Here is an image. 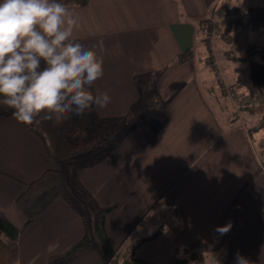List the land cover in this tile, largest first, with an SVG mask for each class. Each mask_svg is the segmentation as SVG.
I'll return each instance as SVG.
<instances>
[{"label": "crops", "instance_id": "crops-1", "mask_svg": "<svg viewBox=\"0 0 264 264\" xmlns=\"http://www.w3.org/2000/svg\"><path fill=\"white\" fill-rule=\"evenodd\" d=\"M255 1L91 0L84 7L66 6L79 19L72 39L86 48L102 40L106 48L104 75L92 86L107 92L111 102L95 107L91 115L103 123L129 120L143 99L142 85L155 87L161 104L150 123L135 120L98 158L61 166L68 190L70 180L80 190L76 196L90 201L96 215L116 206L103 227L112 251L130 250L161 231L136 256L166 264L179 248L203 238L250 184L220 226L230 222L231 229L223 235L215 231L203 241L198 264L211 253L220 264H235L237 252L250 264H264V174L252 179L259 160L250 134L241 125L219 121L193 64L196 20L220 6L249 7ZM49 168L55 165L39 139L12 115L0 114V211L21 231L19 264H55L51 259L67 253L87 231L83 213L61 199L25 227L17 199L25 184ZM162 211L174 216L171 223L132 241L145 219ZM103 247L56 264H106L108 246Z\"/></svg>", "mask_w": 264, "mask_h": 264}, {"label": "clouds", "instance_id": "clouds-1", "mask_svg": "<svg viewBox=\"0 0 264 264\" xmlns=\"http://www.w3.org/2000/svg\"><path fill=\"white\" fill-rule=\"evenodd\" d=\"M77 27L78 16L57 0H0V106L18 123L59 125L111 102L91 90L104 75V42L86 48L72 39ZM203 264H220L218 255ZM235 264L250 261L237 252Z\"/></svg>", "mask_w": 264, "mask_h": 264}, {"label": "rangeland", "instance_id": "rangeland-1", "mask_svg": "<svg viewBox=\"0 0 264 264\" xmlns=\"http://www.w3.org/2000/svg\"><path fill=\"white\" fill-rule=\"evenodd\" d=\"M251 5L264 7V0H256ZM223 7L227 8L224 11V16L231 18V10L239 6L225 5ZM213 17L215 20L218 19L216 15ZM227 30H230L236 38L230 41L226 39L223 31ZM203 37V33H198L193 52L195 53L193 64L196 78L202 91L224 126L236 124L249 131L251 127L260 122L264 115L258 101L259 95L264 94V26L259 23L243 24L234 29L223 26L211 37V51L202 41ZM248 50L253 52L250 54L251 56H249ZM247 57H250L249 60ZM149 88L142 85L143 99L129 120L103 123L90 115L88 117L73 116L63 121V130L72 142L75 152L78 154L89 152L87 155H77L76 160L86 163L98 158L105 151L104 146L111 145L112 140L118 141L138 118L150 123L159 113L161 104L158 105L159 103L156 102L155 87ZM147 90H150L149 94ZM254 100H256L255 103ZM248 103L255 107L254 112L244 109ZM67 126L73 128V131L71 132ZM251 136L254 141L264 138V127L252 132ZM106 142L108 144L102 145ZM67 166L68 164L64 167L67 169ZM68 183L72 203L83 213L91 240L98 248H104L97 228L98 215L93 212L91 202L84 203L82 199L76 196L81 195L80 190H77L78 187L70 180ZM173 217V215L163 211L159 214L149 215L141 225L137 235H133L132 241L135 237L141 239L143 235H152L157 230L166 228ZM113 252V257H115L116 252Z\"/></svg>", "mask_w": 264, "mask_h": 264}, {"label": "trees", "instance_id": "trees-1", "mask_svg": "<svg viewBox=\"0 0 264 264\" xmlns=\"http://www.w3.org/2000/svg\"><path fill=\"white\" fill-rule=\"evenodd\" d=\"M57 2L63 3L66 6H87L91 0H57ZM226 7L220 6L214 8L211 11V15L208 17H202L196 20L198 27V33H203L204 37L202 41L207 45L208 50H212L211 37L214 32H218L221 27L225 26L230 29L238 28L243 24H256L264 26V7H235L231 10L232 17L227 18L224 16V11ZM217 16V20L213 16ZM225 38L233 40L236 38L230 30L223 31ZM190 50H188L189 52ZM249 56L253 52L248 50ZM250 57H247L249 60ZM180 61H185L181 56ZM154 82L151 83V85ZM225 89V87H224ZM94 93L96 92L94 87L91 89ZM256 100L253 102L255 103ZM259 107L264 111V94L258 97ZM249 109L254 112L256 109L252 105L244 106V109ZM95 109L93 107L92 111ZM92 111L82 117H88L92 114ZM0 114H10L11 111L3 106H0ZM42 143L46 154L49 159L55 165V168L47 169L40 178L37 180L25 184V191L17 199V206L25 215L27 221L25 227L30 226L37 218H39L55 201L64 200L69 204H73L71 196L61 171V166L64 163L75 164L78 153L75 152L74 147L67 134L63 130L62 123L59 125H54L51 121H46L38 126H26ZM264 127V115L260 122L249 129V134L257 131ZM254 130V131H253ZM251 137L253 144V149L257 158L259 160V170L253 176L255 180L259 175L264 174V138L260 140H255ZM250 184L245 186L242 192L239 194L234 203L229 207L224 216L220 221L211 228L203 238L198 242L191 245L190 247H185L177 250L176 257L166 264H198L201 259V245L203 241L211 236L218 227H220L223 222L227 219L229 214L236 207L240 195L248 189ZM74 205V204H73ZM116 206L104 208L101 210L98 216V232L101 241L108 246L106 250L107 256H105L106 264H152L145 260L139 259L136 256L137 249L146 241H150L161 236L162 232L159 231L151 237L144 238L140 240L136 245H134L130 250L118 251L113 257L114 252L108 245L106 240V235L104 233V221L107 213L113 210ZM21 231L13 224L11 221L0 211V264H19V237ZM96 247V244L91 240L90 234L86 231L84 237L75 244L67 253L53 257L51 259L52 263H59L60 261H67L70 263L76 256L85 253Z\"/></svg>", "mask_w": 264, "mask_h": 264}]
</instances>
